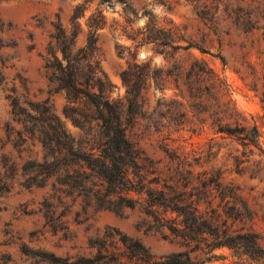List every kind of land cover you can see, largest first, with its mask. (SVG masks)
I'll use <instances>...</instances> for the list:
<instances>
[{
    "label": "rangeland",
    "instance_id": "obj_1",
    "mask_svg": "<svg viewBox=\"0 0 264 264\" xmlns=\"http://www.w3.org/2000/svg\"><path fill=\"white\" fill-rule=\"evenodd\" d=\"M202 2L0 0V36L15 41L13 48L2 50V56L12 66L2 70L4 82L0 83V159H16L20 166L23 161L17 159L16 149H21L19 156L23 160L41 156L35 139L27 138L16 149L12 146L14 130L21 129V124L11 119L7 94H13L10 86L14 84L22 105L25 100L37 101L49 95L42 56L51 23L58 17L66 25L72 9L82 4L77 45L84 41L87 18L98 12L101 20L96 58L112 85L109 98L124 105L122 122L127 139L143 154L160 160L161 165L170 156L173 167L179 163L193 174L219 176L220 183L233 188L237 200L245 204L247 216L241 220L221 216L217 222L228 232L256 234L259 252H246L241 247H206V235L198 244L187 245L137 209H97L75 192L66 193L68 188L55 184L54 178L44 186L26 184L18 170L10 175L9 190H0V264H59L57 260L70 262L80 256L89 257L96 251L88 246V239L109 227L139 240L155 257L185 251L197 264H264V159L260 161L254 150V154L243 157L247 161L235 168L228 155L233 149L238 150L232 152L237 154L241 147L214 132L208 108L214 99L219 103L229 99L246 124H256L264 145V0H205L220 17L216 23L196 15ZM147 29L158 36H168L180 46H191L172 51L149 42ZM146 62L150 74L156 69L174 71L178 65L183 73L177 82L168 77L162 89L148 84L142 96L128 104L121 72ZM197 68L205 71L193 74L191 70ZM208 69L227 84L228 94L214 92ZM186 80L190 89L185 86ZM50 99L65 128L75 135L78 129L61 113L64 95L53 93ZM8 125L13 128L10 134ZM2 172L0 168V175ZM217 203L215 198L212 206ZM217 211L221 214L220 207ZM211 214L207 212V216ZM27 252L38 256L31 257ZM39 255L46 259L40 260Z\"/></svg>",
    "mask_w": 264,
    "mask_h": 264
},
{
    "label": "trees",
    "instance_id": "obj_2",
    "mask_svg": "<svg viewBox=\"0 0 264 264\" xmlns=\"http://www.w3.org/2000/svg\"><path fill=\"white\" fill-rule=\"evenodd\" d=\"M202 3V7L196 10V15L210 23H216L215 20L220 17L215 11H211L205 0ZM83 10L82 4L76 5L66 25L58 17L51 23L52 29L42 56L49 95L37 101L25 100V105H22L15 94L16 86H10L13 94H7V98L11 119L21 124V129L14 130L16 137L11 140L12 146L16 149L27 138L35 139L40 145L41 156L23 160L19 156L21 149H16L19 152L17 159L23 161L20 166L16 159L3 156L0 159L3 171L0 175V190H9L10 175L16 174L18 170L26 184L44 186L48 179L54 178L55 184L68 188L66 193L75 192L83 201L97 209L115 212L123 208L137 209L150 217L156 226L166 228L187 245L190 242L198 244L204 238L203 235H206V247H241L246 252H259L256 234L237 230L228 232L217 222L221 216L225 220H241L247 216L245 204L237 200L233 188L220 183L219 176H206L205 172L193 174L190 168H181L179 163L173 167L170 164L173 158L170 156L167 157L168 162L161 165L160 160L143 154L127 139L122 122L124 105L109 98L112 85L96 58L97 29L101 20L98 12L87 18L84 41L77 45L81 32L78 18ZM150 31L147 29L146 32L149 42L167 46L172 51L191 46L189 43L180 46L168 36H158ZM168 35H171L170 31ZM14 46L15 41L11 42L0 36V83L4 82L2 70L12 66L2 56V50ZM204 71L203 68L191 70L196 75ZM182 73L181 65L176 66L174 71L156 69L150 74L149 63L141 66L134 64L121 72V80L126 87L125 101L128 104L135 102L150 83L155 89H162L160 86L168 77L172 76L174 82H177ZM210 78L213 79L210 83L214 92L224 95L229 93L227 84L211 71ZM189 85V80H186L185 86L190 89ZM53 93L64 95L65 104L61 113L78 129L75 135L65 128L63 120L54 112L50 99ZM208 108H211L209 115L214 132L221 139H229L241 147L237 154L232 153L238 151L233 149L228 155L235 168L244 160L247 161L243 157L254 154V150L260 161L264 159V145L260 141L256 124H246L245 117L229 99L221 103L214 99ZM7 130L9 134L13 132L9 125ZM215 198L218 203L214 207L212 202ZM202 206L204 209H201ZM218 207L221 214L217 211ZM208 211L212 213L209 216ZM88 246L96 251L89 257L80 256L70 262L57 260L56 263L197 264L185 251L155 257L139 240L111 227L89 238ZM27 254L31 257L38 256L33 252ZM39 259L46 258L39 255Z\"/></svg>",
    "mask_w": 264,
    "mask_h": 264
}]
</instances>
